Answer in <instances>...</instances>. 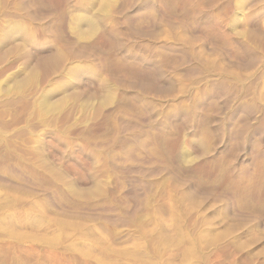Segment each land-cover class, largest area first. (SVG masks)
Returning a JSON list of instances; mask_svg holds the SVG:
<instances>
[{
    "label": "rangeland",
    "instance_id": "obj_1",
    "mask_svg": "<svg viewBox=\"0 0 264 264\" xmlns=\"http://www.w3.org/2000/svg\"><path fill=\"white\" fill-rule=\"evenodd\" d=\"M114 1L116 0H112L114 8H109L106 15L107 25L116 24L117 19L120 26V21L122 23L126 20V26L130 29H136L139 25H151L148 18L150 8L145 5L152 0ZM100 2L101 0H0V179L12 183V186L0 183V264H264V113L252 116L251 108H240L238 95L234 98L232 90L226 91V85L214 86L212 93L204 101L202 98V102L196 103L199 108L192 114V120H184L182 110L194 108L195 99L202 96V88L197 87L196 77L188 72V66L180 63L175 71L168 69L179 57L163 54L160 58L166 66L161 80L165 87L162 92L150 93V98L154 100V113L145 118L147 122L156 121L162 125L154 123L152 127H147L146 124L145 127L138 128L137 130H142L140 133L137 131L136 140L133 139L135 134H132L130 126H125L120 137L133 146L129 158L122 153H109L94 147L93 143H102L103 139H109L113 135L115 121L112 119L115 109L123 107L122 109L139 116L142 110L128 90L115 87L110 96L104 93H108L106 88L111 82L108 75L118 76L124 72L134 74L142 82L152 83L154 80L149 68L143 70L119 64L115 60L116 55L113 57L117 54L116 46L109 36L99 33L86 39L87 41L80 38L78 33L83 23L77 26V19L92 8L97 11ZM192 2L194 0H161L160 5L167 14L186 20L189 15H193L196 2L208 6L206 8L220 18L218 25L204 19L194 23L192 16H189V22L198 33L207 37H204L207 42L215 41L218 46L225 47V44L227 50L232 49V54L238 56L242 65L251 66L253 63L255 68L240 66L238 69L242 67V71L239 72L236 67L232 70L237 75L241 74V77H247V74L248 77L252 74L257 77L254 80V96L264 107V48L255 46V53L247 52L238 44L235 36L236 32L247 33L252 28L264 35V0H196L191 5ZM242 9L243 13L246 12L243 17L239 13ZM28 10L32 14H52L50 34L42 32V25L28 16ZM168 27L161 23L158 28L161 39H168L170 33L169 39L183 35L182 30L170 31ZM231 27L236 30H231ZM125 43L128 44L127 41ZM67 45L71 50L67 49ZM58 48L59 57L56 54L59 52ZM195 48L202 49L197 42ZM136 50L145 56L150 53L140 46ZM82 51L103 57L101 59L104 60L105 68H100L88 59L76 57ZM52 52L57 58L53 56L54 59H47ZM61 54L71 57H61ZM209 55L211 60L217 58L216 62L222 61L216 55ZM239 55L244 59H240ZM205 57L210 58L207 54ZM58 60L60 62L57 65L51 64H56L53 61ZM70 61H74L73 64ZM59 68H62L61 72ZM102 79L104 82L98 90L96 83L102 82ZM21 84L22 87L19 86ZM83 88L90 89L87 91ZM17 90L21 94L17 95ZM100 90L102 95L98 94ZM22 92L30 98L34 96L36 101L30 102L33 99L29 97L25 99ZM90 98L91 101H88ZM50 99L55 101L53 104L62 105L61 108L57 104L54 107L52 101L49 102ZM46 100L49 105L52 104L49 113L41 106ZM10 101L14 103L10 104ZM30 106L34 109H29ZM53 108H56L55 111ZM174 111L180 112L170 117ZM38 123L40 125H36ZM56 131L64 134L65 139L61 142H58L54 134V137H46L48 132ZM147 136L151 141H148L146 149L132 143ZM250 137L252 138L248 139ZM253 137L259 141V148L255 146ZM239 139L246 141L240 144ZM185 151L191 153L192 162L183 161ZM156 157L158 160L153 164ZM53 161L57 163L56 166ZM122 161L125 162L123 166ZM118 164H121L120 169ZM230 165L236 167V174L232 175ZM21 174L25 177L22 178ZM15 175L17 178H14ZM182 177L190 180L189 185H182ZM36 186L48 187L52 198L35 194ZM86 187H89L88 191ZM223 191L228 195L227 198L223 196L222 199V195H218ZM66 206L73 209L72 212ZM60 207L67 210L66 213ZM82 213L84 217L80 215Z\"/></svg>",
    "mask_w": 264,
    "mask_h": 264
},
{
    "label": "bare ground",
    "instance_id": "obj_2",
    "mask_svg": "<svg viewBox=\"0 0 264 264\" xmlns=\"http://www.w3.org/2000/svg\"><path fill=\"white\" fill-rule=\"evenodd\" d=\"M117 1V0H116ZM116 1H114L115 3H116ZM147 1V0H146ZM193 1V0H192ZM197 1H199V0H197ZM142 2H145V1H142ZM189 2H191V1H189ZM196 2V0H194V3ZM22 3V2H21ZM131 4H132V2H130ZM160 3H161V0H152V2L150 3V4H146L145 6L147 7V8H150L149 9V17L148 18H150L149 20H150V22H151V25L150 26H138V27H135L136 29H130V28H128V26H126V20L125 21H123L122 23H121V21H120V23L119 24H121V26L120 25H118L117 23V21H118V19H117V21H115L116 22V24H111V25H107V23H106V19H107V12H108V10H109V8H111V7H113V2H112V0H101V2H100V7L98 8V10L96 11V10H88V13L87 14H85V15H83V16H81V17H79L78 19H77V22H76V25L77 26H79V24L80 23H83V27H81L80 29H79V36H80V38L81 39H91V38H93L94 36H96L97 34H99V33H102V34H104L105 36H109L114 42L113 43H115V46H116V52H117V54H114L113 55V57L116 55V59L115 60H117V62L119 63V64H121V65H125V66H132L133 68H143V70L145 69V68H149V70H151V72H152V75L151 76H153V81H152V83H151V81L150 82H142L141 81V78H137V77H135L134 76V74L132 75V74H127V73H120L118 76H113V75H108V77H109V81H111L110 82V84H109V86H107V92L108 93H106V92H104L106 95H109L110 96V94H113V91H114V89H115V87H121V88H123V89H125V90H128V91H130V93H131V96L133 97V99L137 102V103H139L140 104V106H141V114H140V116L138 115V114H134V113H132V112H130V111H128V110H126V109H122V108H120V107H118L117 109H115L116 111L114 112V114H113V116H114V118L112 119V121L114 120L115 121V127H114V125L112 126V128L114 127L115 128V130H114V128H113V130L114 131H112V132H114L113 133V135H111V137L109 138V139H100V140H102L103 142L101 143V142H95V143H93V145H94V147L95 148H97L98 150H102V151H109V153L110 152H117L118 154H124L125 156H129V155H131V153H132V147L133 146H131L130 145V143H128L127 142V140L125 139H122L121 137H120V133H121V131L123 130V129H125V126H127V127H129L130 126V128L129 129H132L133 130V132H135V133H133L132 132V134H135L133 137V139L134 140H136L137 139V135H136V133H138L137 131H139V130H137L138 128L140 129V127L141 128H143V127H145V125L147 124V127H152V126H154L155 124L154 123H156V121H149V122H147L148 120H146L145 118H147L146 116H150L152 113H154V108H153V105H152V102L154 101V100H152V98H150V93H152L153 91H158V92H160L161 90H162V88L164 89V87H163V85H162V80H161V78L163 77V72H164V67L166 66H164V61H162V58H160V56L161 55H171V56H174V57H179V59L177 60V61H173V63L170 65V67L168 68V69H172V70H174L176 67H178L179 65H180V63H182V64H184V65H186V66H188L187 67V69H188V72L189 73H191V75H194L195 77H196V85H197V87H199V89L200 88H202V89H200V90H202V96H201V98H196L195 99V106H194V108L192 109H187V110H182V113H181V115H182V118L184 119V120H187V121H190V120H192L191 119V117H192V114L194 113V112H196V110L199 108L198 106H196L197 104L196 103H200V102H202V100L204 101L208 96H209V94L210 93H212V91H213V88H214V86H216L217 84H220V85H226V87L227 88H225L226 89V91H227V89L228 90H232V92H233V94H235V95H233L234 96V98L235 97H237V95H238V99H239V101H238V103H240L239 104V107L240 108H251V110H252V112H251V114H252V116H256V114H260V113H264V107L263 106H261L257 101H256V95H255V89H256V87H255V83L256 82H254V80H255V78L257 79V77H255L253 74V76L251 75V74H249V75H251L250 77H248V74L247 75H245V76H247V77H241V74H239V75H237L236 74V72H234L233 70H232V68H234V70H235V67L237 68V70H239L238 68L240 67V66H246L245 64L244 65H242L241 63H240V61L241 60H239L238 59V56H235L236 54L234 53V54H232V52H231V50H227L225 47H226V45L224 44V46L225 47H223V46H218V45H216V43H215V41H213V42H207V39H205V38H207V37H205V35H204V37L200 34V33H198V30L197 29H194L193 27L194 26H192L193 24H191L190 22H189V19L191 18H189V16H192V19L191 20H193V22L194 23H197L199 20H202V19H204V20H209V22L210 23H212L213 25H218V23L220 22L219 20H220V18H219V20H218V18H217V15L215 16V14L211 11V10H208V8H206V7H208V6H202L203 4H200L199 2L197 3H193L192 2V4L191 5H193L194 4V10L192 11L193 12V15H189L188 16V20H186V19H181L180 17L179 18H177V17H174L173 15H171V14H167V12H165V11H163L162 10V6L160 5ZM27 5V4H26ZM90 5V4H89ZM112 5V6H111ZM129 5V4H128ZM30 6V5H29ZM26 7H28V6H26ZM32 7V6H31ZM95 8H96V6H94ZM191 7V6H190ZM238 7V6H237ZM30 8V7H29ZM28 8V9H29ZM114 8V7H113ZM112 8V9H113ZM210 8V7H209ZM243 8V7H242ZM24 9H26V8H24ZM100 9V10H99ZM123 9H126V8H123ZM122 8H121V10H123ZM193 9V8H192ZM211 9V8H210ZM30 10V9H29ZM28 10V16L32 19V20H34L35 22H37V24L38 25H42L41 26V28H42V32L43 33H49L50 34V32H51V30H50V19H53L50 15H52V14H49V13H43V14H38V12L37 13H30V11ZM36 10V9H35ZM213 10V9H212ZM25 11V10H24ZM113 11V10H112ZM120 11V10H119ZM127 11V10H126ZM125 11V12H126ZM240 11H241V9H240ZM243 11H244V9H242V12H239L240 13V15L243 17V15H244V13H246V12H244L243 13ZM32 12V11H31ZM34 12H36V11H34ZM121 12V11H120ZM122 13V12H121ZM38 14V15H37ZM237 14V13H236ZM110 15V14H109ZM117 16V15H116ZM122 16V15H121ZM173 16V17H172ZM176 16H178V15H176ZM235 16V15H234ZM237 16V15H236ZM245 16H246V14H245ZM119 17V16H118ZM187 17V16H186ZM242 17H241V19H242ZM251 17V16H250ZM182 18H185V17H182ZM126 19V18H125ZM243 21V20H242ZM247 21H248V19H247ZM111 22V21H110ZM128 22V21H127ZM129 23V22H128ZM161 23H164V24H167L169 27V30L170 31H172L171 29H180V30H182L183 31V35H181V36H174L172 39H169V38H171V34L172 33H170V37L167 39H165V37H163V39H161L160 37H159V35H161L160 33H159V31L158 30H160V29H158L159 27H160V25H161ZM201 23V22H200ZM247 23V22H246ZM251 23V22H250ZM131 24V23H130ZM107 25V26H106ZM122 25H125V26H122ZM133 25V24H132ZM199 25V24H198ZM197 25V26H198ZM77 26H76V28H77ZM164 26H166V25H164ZM252 26H254L253 24H252ZM131 27V26H130ZM196 27V26H195ZM247 28H249V27H247ZM250 29V28H249ZM254 28H252L251 30H249L247 33H244V32H236V37L238 38V44H240V46H243L245 49H246V51L247 52H250V53H255L253 50H254V47L256 46H260V47H263L264 48V35H262L261 34V32L260 33H258L256 30H253ZM231 30H236V28L235 27H231ZM230 30V31H231ZM238 30V29H237ZM78 31V30H77ZM124 31V32H123ZM169 31V32H170ZM239 31V30H238ZM201 32V31H200ZM246 32V31H245ZM202 33V32H201ZM179 34V33H178ZM264 34V33H263ZM176 35V34H175ZM46 36V35H45ZM235 37V38H236ZM47 38V37H46ZM78 41H80V40H78ZM87 41V40H86ZM85 41V42H86ZM125 41H127L128 42V44H126L125 43ZM209 41V40H208ZM200 43V46L202 47V49H200V50H197L196 48H195V43ZM80 44V43H79ZM237 44V45H238ZM63 46H64V44H62ZM69 45H72V44H69ZM81 45V44H80ZM235 45L236 44H234V47H235ZM127 46V47H126ZM138 46H140V47H143V48H145L148 52H150L149 53V55L148 56H145V55H141V54H139L138 52H137V50H136V47H138ZM67 47V49H69V50H71L70 48V46H66ZM78 47H79V45H78ZM78 47H77V49H78ZM63 48V47H62ZM65 48V47H64ZM199 48V47H198ZM228 48V47H227ZM59 49V48H58ZM60 49H61V47H60ZM60 49L59 50H57V51H59V52H56V51H54V52H56V54H57V56H58V53H60ZM241 49V48H240ZM240 49H238L239 50V52H240ZM261 49V48H260ZM84 50V49H83ZM115 50V49H114ZM242 50V49H241ZM256 50H257V48H256ZM62 51L63 50H61V53H62ZM67 51V50H66ZM89 51V50H88ZM262 51V50H261ZM71 52V51H70ZM74 52V51H73ZM97 52V51H96ZM235 52H236V50H235ZM242 52V51H241ZM264 52V51H263ZM64 53H65V51H64ZM67 53V52H66ZM111 53H114V52H111ZM50 53H48V55H49ZM51 54H52V56H51ZM49 56H47V59H49L50 57H51V59L53 58V56L54 55H56L55 53H54V55H53V52L51 53ZM68 55H70L69 53H67ZM206 54H207V56H209L210 58H206L205 56H206ZM209 54H211V55H216V56H218V58H221V62H220V60H219V63L218 62H216L215 61V59H217V58H213L214 60H211V56L209 55ZM264 54V53H263ZM68 55H67V57H65L66 56V54H64V55H62L61 54V57H65V58H70L71 56H69L68 57ZM75 55V54H74ZM77 56L76 57H81L82 59L83 58H85V59H88L90 62H92V63H95L97 66H99L100 68L102 67L103 68V64H104V60L103 59H101V58H103V57H98V56H96L93 52H79L78 54H76ZM102 55V54H101ZM112 55V54H111ZM238 55V54H237ZM57 56H54V58H57ZM73 56V55H72ZM100 56V55H99ZM103 56V55H102ZM240 56V55H239ZM251 56V55H250ZM59 57V56H58ZM252 57H254L253 55H252ZM44 58V57H43ZM43 58L41 59V60H43ZM46 58V57H45ZM44 58V59H45ZM53 58V59H54ZM115 58V57H114ZM60 59H62V58H60ZM240 59H244V58H241V56H240ZM246 59V58H245ZM250 59V58H249ZM37 60V59H36ZM64 60V59H63ZM66 60V59H65ZM78 60V59H77ZM257 60V59H256ZM258 60H260V59H258ZM44 61V60H43ZM47 61H50V60H47ZM76 61V60H75ZM106 61V60H105ZM181 61V62H180ZM246 62H248L247 60H245ZM244 61V62H245ZM37 62V61H36ZM40 61H38V63H39ZM42 62V61H41ZM54 63H56V64H53V63H51L52 65H57V63L58 62H60L59 60L58 61H53ZM67 61H65V63H66ZM71 62V61H70ZM72 62H74V61H72ZM71 62V63H72ZM84 62V61H83ZM249 62H250V60H249ZM248 62V63H249ZM262 62H264L263 61V59H262ZM43 63V62H42ZM69 63V62H68ZM86 63H88V62H86ZM171 63V62H170ZM257 63V62H256ZM35 64V63H34ZM47 64V63H46ZM73 64V63H72ZM75 64V63H74ZM253 64V63H252ZM252 64H251V66H250V64H249V66L250 67H254V66H252ZM259 64H261L260 62H259ZM264 64V63H263ZM36 65V64H35ZM39 65H40V63H39ZM38 65V66H39ZM43 65V64H42ZM92 65V64H91ZM120 65V66H121ZM105 66V65H104ZM185 66V67H186ZM249 66H246V67H249ZM261 66H263L262 64H261ZM260 66V67H261ZM43 67V66H42ZM47 67V66H46ZM50 67H52V66H50ZM54 68V67H53ZM99 68V69H100ZM105 68V67H104ZM103 68V69H104ZM255 68V67H254ZM253 68V69H254ZM42 69V68H41ZM47 69V68H46ZM60 69V72H61V69L62 68H59ZM70 69V68H69ZM179 69V68H178ZM177 69V70H178ZM245 68L243 67V70H244ZM63 70H64V67H63ZM66 70V69H65ZM64 70V71H65ZM176 70V71H177ZM246 70V69H245ZM52 71V70H51ZM68 71V70H67ZM104 71V70H103ZM147 71V70H146ZM171 70H169V72H170ZM175 71V70H174ZM240 71H242V67L240 68V70H239V72ZM59 72V73H60ZM121 72V71H120ZM238 72V73H239ZM65 72H63V74H64ZM66 73H68V72H66ZM65 73V74H66ZM103 73V72H102ZM130 73H132V72H130ZM242 73V72H241ZM250 73H252V72H250ZM105 74V73H104ZM148 74H149V72H148ZM148 74H147V76H148ZM171 74V73H170ZM173 74V73H172ZM187 74V73H186ZM243 75L245 74V73H242ZM70 75V74H69ZM167 75V74H166ZM242 75V76H243ZM102 76H104V75H102ZM188 76V75H187ZM78 77V76H77ZM149 77V76H148ZM189 77V76H188ZM191 77V76H190ZM189 77V78H190ZM193 77V76H192ZM70 78V77H69ZM74 78V77H73ZM83 78V77H82ZM144 78V77H143ZM150 78V77H149ZM105 79V78H104ZM108 79V78H107ZM140 79V80H139ZM146 79V78H145ZM152 79V78H151ZM150 79V80H151ZM192 79V78H191ZM74 80V79H73ZM103 80V79H102ZM94 82V81H93ZM104 82V80L102 81V82H100V81H97V89L99 90L100 89V87H101V84ZM107 83V82H106ZM87 85H88V83H87ZM190 85V84H189ZM19 86H23L22 84L21 85H19ZM194 86V85H193ZM20 87V88H21ZM85 87H87L86 85H85ZM90 87V86H89ZM93 87V86H92ZM190 87H192V86H190ZM258 87V86H257ZM167 88V87H166ZM23 89V88H22ZM84 89H86V88H83V90ZM89 89L90 88H88V89H86L87 91H89ZM93 89V88H92ZM91 89V90H92ZM95 89V88H94ZM184 89V88H183ZM258 89V88H257ZM90 90V91H91ZM16 91V90H15ZM41 91V90H40ZM77 91H79V89L77 90ZM80 91H82V90H80ZM95 91V90H94ZM93 91V92H94ZM197 91V90H196ZM262 91V90H261ZM12 92H13V90H12ZM25 92V91H24ZM39 92V91H38ZM48 92V91H47ZM93 92H90V93H93ZM100 93H98V94H101V90L99 91ZM103 92V91H102ZM162 92V91H161ZM188 92V91H187ZM229 92V91H228ZM231 92V91H230ZM231 92V93H232ZM18 93H20L18 90H17V95H18ZM23 93V92H22ZM25 93H27V92H25ZM35 93V92H34ZM37 93V92H36ZM46 93V92H45ZM95 93H97L96 91H95ZM154 93V92H153ZM200 93V92H199ZM21 94V93H20ZM19 94V95H20ZM39 94H40V92H39ZM94 94V93H93ZM184 94V93H183ZM12 95H14V93L13 94H11V97H12ZM16 95V94H15ZM23 95H24V93H23ZM22 95V96H23ZM26 95V94H25ZM24 95V97H25V99H27L26 97H29V96H25ZM28 95V94H27ZM37 95H38V93H37ZM97 95V94H96ZM102 95V94H101ZM193 95V94H192ZM232 95V94H231ZM255 95V96H254ZM258 95V94H257ZM30 96H33V95H30ZM39 96V95H38ZM89 96H91L90 94H89ZM95 96V95H94ZM181 96V95H180ZM188 96V95H187ZM199 96V95H198ZM14 97V96H13ZM37 97V96H36ZM63 97V96H62ZM6 98H7V96H6ZM16 98V97H15ZM30 98V97H29ZM33 99L32 101L30 100V99ZM29 100H30V102H33V101H36V100H34V96L33 97H31ZM63 98H65V97H63ZM62 98V99H63ZM84 98V97H83ZM86 98V97H85ZM93 98V97H92ZM187 98V97H186ZM203 98V99H202ZM232 98V97H231ZM11 99V98H10ZM19 99V98H18ZM36 99V98H35ZM67 99H68V97H67ZM89 99V98H88ZM109 99V98H108ZM175 99V98H174ZM183 99V98H182ZM202 99V100H201ZM237 99V100H238ZM15 100V99H14ZM24 100V99H23ZM28 100V101H29ZM40 100V99H39ZM65 100V99H64ZM105 100H107V98L105 99ZM177 100V99H176ZM185 100V99H184ZM226 100H227V98H226ZM232 100V99H231ZM235 100V99H234ZM258 100H259V98H258ZM12 101V100H11ZM10 101V102H11ZM16 101V100H15ZM50 101H52V99H50L49 100V102ZM88 101H91V98H90V100H88ZM188 101H189V98H188ZM229 102H230V98H229V100H228ZM3 102V101H2ZM18 102V101H17ZM19 102H21V101H19ZM37 102H39V101H37ZM36 102V103H37ZM53 102H55V101H52L51 103L53 104ZM57 102V101H56ZM64 102H66L67 103V101H64ZM105 102V101H104ZM178 102V101H177ZM176 102V103H177ZM179 102H180V100H179ZM181 102H182V100H181ZM190 102V101H189ZM210 102H211V100H210ZM233 102H235V101H233ZM1 103V102H0ZM14 103V102H13ZM12 102L10 103V104H13ZM16 103V102H15ZM25 103V102H24ZM26 103H27V101H26ZM93 103V102H92ZM154 103V102H153ZM9 104V105H10ZM18 104H20V103H17V105ZM34 104H35V102H34ZM51 104V105H52ZM58 105V106H60V104L59 103H54L53 105H54V107H55V105ZM61 104H63V102L61 103ZM65 104V103H64ZM84 104V103H83ZM90 103H88V105H89ZM106 104V103H105ZM104 103H103V105H105ZM111 104V103H110ZM236 104V103H235ZM5 105H6V101H5ZM8 105V104H7ZM16 105V104H15ZM16 105V106H17ZM21 105V104H20ZM26 105V104H25ZM25 105H23V106H25ZM32 105V104H31ZM51 105H49V103L47 102V100L46 101H43V104L41 105L42 106V109L44 108V110L46 111V112H50L51 110H52V107H51ZM92 105V104H91ZM175 105H177V104H175ZM179 105V104H178ZM2 106H4V104L2 105ZM15 106V107H16ZM27 106H29V105H27ZM33 106V105H32ZM36 106H39V105H37L36 104ZM62 106V105H61ZM61 106H60V108H61ZM65 106V105H64ZM82 106V105H81ZM86 106V105H85ZM90 106V105H89ZM107 106V105H106ZM237 106V108H239L238 107V105H236ZM235 106V107H236ZM6 107V106H5ZM11 106H9V108H10ZM15 107H12V108H15ZM26 107V106H25ZM66 107V106H65ZM64 107V108H65ZM92 107V106H91ZM218 107V106H217ZM231 107V106H230ZM233 107V106H232ZM30 108H33V107H29V109ZM59 108V107H58ZM128 108V107H127ZM188 108H189V106H188ZM220 108V107H219ZM3 108H1V110H2ZM16 109V108H15ZM15 109H13V110H15ZM34 109V108H33ZM32 109V110H33ZM39 109H41L40 107H39ZM56 109V108H55ZM55 109L53 108V111H55ZM129 109V108H128ZM157 109V108H156ZM155 109V110H156ZM218 109V108H217ZM8 110V109H7ZM9 110H12V109H9ZM12 110V111H13ZM36 110V109H35ZM35 110H34V112H35ZM61 110V109H60ZM172 110V109H171ZM37 111V110H36ZM57 111H58V109H57ZM161 111V110H160ZM231 111V110H230ZM233 111V110H232ZM236 111V110H235ZM9 112V111H8ZM62 112H63V110H62ZM180 111H174L171 115H170V117H172V116H176L178 113H179ZM225 112V111H224ZM0 113H1V111H0ZM3 114H4V110H3V112H2ZM11 113V112H10ZM9 113V114H10ZM43 113V112H42ZM150 113V114H149ZM213 113H215L216 114V112H213ZM35 114V113H34ZM33 114V115H34ZM79 114H81V113H79ZM235 114V113H234ZM7 115V114H6ZM13 115H14V113H13ZM40 115V113L38 112V115L37 116H39ZM41 115H43V114H41ZM53 115H55V114H53ZM217 115V114H216ZM10 116V115H9ZM8 116V117H9ZM46 116V115H45ZM44 116V117H45ZM50 116V115H49ZM155 116V115H154ZM251 115H250V117H252ZM5 117V116H4ZM42 117V116H41ZM43 117V118H44ZM199 117V116H198ZM47 118V117H46ZM153 118V117H152ZM259 118V117H258ZM49 119V118H48ZM226 119V118H225ZM253 119V118H252ZM255 119H257L256 117H255ZM262 119V118H261ZM260 119V120H261ZM58 120H59V118H58ZM62 120V119H61ZM60 120V121H61ZM146 120V121H145ZM168 121V120H167ZM255 121V120H254ZM263 121H264V119H263ZM48 122V121H47ZM62 123L64 122V121H61ZM159 122V121H158ZM213 122H215V121H213ZM219 122V121H218ZM217 121H216V123H218ZM246 122V121H245ZM253 122V121H252ZM261 122H262V120H261ZM261 122H260V124H261ZM49 123V122H48ZM65 123V122H64ZM67 123V122H66ZM65 123V124H66ZM194 123V122H193ZM221 123V122H220ZM224 123V122H223ZM45 124H46V122H45ZM60 124V123H59ZM64 124V125H65ZM156 124H158V123H156ZM195 124V123H194ZM215 124V123H214ZM219 124V123H218ZM254 124V123H253ZM258 124V123H257ZM36 125H40V123H38V124H36ZM42 125V124H41ZM44 125V124H43ZM42 125V126H43ZM50 125H51V122H50ZM63 125V126H64ZM67 125H68V123H67ZM159 125H162V124H158L157 126H159ZM223 125V124H222ZM32 126H34V125H32ZM42 126L40 127V128H42ZM49 126V125H48ZM48 126H47V128H48ZM52 126V125H51ZM58 126V124L55 126V127H57ZM59 126H61L62 127V125H59ZM73 126V125H72ZM132 126V127H131ZM216 126V125H215ZM219 126V125H218ZM253 126V125H252ZM263 126H264V124H263ZM38 127V128H39ZM45 127V126H44ZM43 127V128H44ZM69 127V126H68ZM211 127H213V126H211ZM224 127V126H223ZM243 127H244V125H243ZM248 128H249V126H247ZM256 127V126H255ZM46 128V127H45ZM52 128H53V126H52ZM58 128H60V127H58ZM73 128V127H72ZM72 128H69V129H72ZM235 128H238V127H235ZM36 129V128H35ZM57 129V128H56ZM62 129V128H61ZM64 130L66 129L65 127L63 128ZM68 129V128H67ZM74 129V128H73ZM129 129H126V130H129ZM153 129V128H152ZM151 129V130H152ZM210 129H212V128H210ZM240 129V126H239V128H238V130ZM246 129V128H245ZM34 129H32V131H33ZM37 130V129H36ZM50 130V129H49ZM55 130V129H54ZM57 130H59V129H57ZM63 130V131H64ZM110 130H112V129H110ZM142 130V129H141ZM140 130V131H141ZM214 129H212V131H213ZM233 130H234V128H233ZM248 130H250V129H248ZM247 130V131H248ZM252 130V129H251ZM39 131H41V130H39ZM66 131V130H65ZM73 131V130H72ZM129 131H131V130H129ZM140 131H139V133H140ZM146 131V130H145ZM158 131V130H157ZM215 131V130H214ZM237 131V130H236ZM247 131H246V133H247ZM37 132V131H36ZM67 132H69V130L67 131ZM67 132H65V133H67ZM111 132V133H112ZM125 132V131H124ZM149 132V131H148ZM147 132V133H148ZM248 132H250V131H248ZM70 133V132H69ZM74 134H75V132H73ZM72 133V134H73ZM107 133V132H106ZM110 133V132H109ZM110 133V134H111ZM122 133H123V131H122ZM142 133H143V131H142ZM145 133V132H144ZM143 133V134H144ZM192 133V132H191ZM53 134L55 135V137L58 139V142H61L62 140H64L65 138H64V134L63 135H61L62 134V132L61 133H59V132H55V133H52V132H48L47 134H46V137L47 136H53ZM68 134V133H67ZM66 134V135H67ZM77 134V133H76ZM37 135V134H36ZM79 135H80V133H79ZM145 135H146V133H145ZM69 136V135H68ZM76 136V135H75ZM151 136V135H150ZM54 137V136H53ZM63 137V138H62ZM77 137V136H76ZM108 137H109V134H108ZM36 138V137H35ZM40 138V137H39ZM82 138V137H81ZM84 138V137H83ZM87 138H88V136H87ZM94 138V137H93ZM96 138V137H95ZM99 138H101V137H99ZM102 138H105L104 136L102 137ZM107 138V137H106ZM252 137H250V138H248V139H251ZM254 138V137H253ZM258 138V137H257ZM41 139V138H40ZM44 139V138H43ZM70 139V138H69ZM89 139H90V137H89ZM98 139V138H97ZM42 140V139H41ZM78 140V139H77ZM76 140V142L78 143V141ZM94 141H95V139H93ZM93 140H92V142H93ZM99 140V139H98ZM156 140V139H155ZM50 141V140H49ZM52 141V140H51ZM50 141V142H51ZM72 141V140H71ZM73 141H75V140H73ZM82 141V140H81ZM85 141V140H84ZM90 141V140H89ZM148 141H151V140H149V137L147 136L145 139L143 138L142 140H139L138 139V141H137V143L135 142V141H132V143L134 142V144H135V146H138V147H142L143 149L145 148V146L147 145V144H149V142ZM246 141V140H245ZM244 140H240L239 139V143L240 144H242V143H244L245 142ZM131 142V141H130ZM52 143V142H51ZM54 143V142H53ZM82 143V142H81ZM155 143H156V141H155ZM187 143V142H186ZM259 143V141L256 139V138H254V144H255V146L257 147L258 144ZM74 144H76V143H74ZM84 144V143H83ZM88 144V143H87ZM133 144V145H134ZM56 145V144H55ZM89 145V144H88ZM260 145V144H259ZM58 146V145H57ZM73 146V145H72ZM75 146V145H74ZM153 146V145H152ZM152 146H150V147H152ZM219 146V145H218ZM52 147V146H51ZM59 147V146H58ZM89 147H90V145H89ZM149 147V146H148ZM149 147V148H150ZM157 148H158V146H156ZM189 147V146H188ZM191 147H192V145H191ZM60 148V147H59ZM62 148V147H61ZM76 148V147H75ZM88 148V147H87ZM216 148H217V145H216ZM258 148H259V146H258ZM42 149V148H41ZM65 149V148H64ZM63 149V150H64ZM146 149V148H145ZM154 149V148H153ZM148 150V149H147ZM146 150V151H147ZM155 150H156V148H155ZM154 150V151H155ZM189 150V149H188ZM256 150H258V149H256ZM52 151V150H51ZM68 151V150H67ZM95 151V150H94ZM214 151V150H213ZM73 152V151H72ZM155 152H157V151H155ZM64 153V152H63ZM98 153V152H97ZM253 153H255V152H253ZM71 154H73V153H71ZM79 154V153H78ZM146 154H148V153H146ZM48 155V154H47ZM149 155V154H148ZM58 156V155H57ZM82 156V155H81ZM84 156V155H83ZM102 156V155H101ZM135 156V155H134ZM133 156V157H134ZM150 156V155H149ZM54 157V156H53ZM158 157V156H157ZM156 157V158H157ZM160 157V156H159ZM65 158H67V157H65ZM86 158V157H85ZM129 158V157H128ZM152 158V157H151ZM60 159V158H59ZM82 159V158H81ZM97 159V158H96ZM123 159V158H122ZM121 159V160H122ZM125 159V158H124ZM134 159V158H133ZM154 159H155V157H154ZM184 159V160H183ZM182 160L185 162V161H187V162H192V160H193V157H192V155H191V153L189 152V151H185L184 152V158H183ZM53 160V159H52ZM128 160V159H127ZM130 160V159H129ZM152 161H153V159H151ZM157 160H158V158L156 159V161L154 160L153 161V164H156V162H157ZM159 160H161V159H159ZM51 161V160H50ZM65 161V160H64ZM124 161V160H123ZM122 161V166H123V163L125 164V162H123ZM162 161H164L163 159H162ZM162 161H161V163H162ZM63 162V161H62ZM91 162V161H90ZM113 162V161H112ZM155 162V163H154ZM160 162V161H159ZM4 163V162H3ZM5 163H7V162H5ZM53 163H54V161H53ZM72 163H74V162H72ZM71 163V164H72ZM115 163V162H114ZM127 163H129V161L128 162H126V165H127ZM160 163V165H162V166H164L163 164H161ZM230 163H232L231 161H230ZM55 164H57L56 162L54 163V165ZM59 164V163H58ZM65 164V163H64ZM78 164V163H77ZM1 163H0V169L2 168L1 167ZM7 165H8V163H7ZM7 165H5L4 167H6ZM35 165V164H34ZM46 165V164H45ZM59 165H61V163L59 164ZM63 165V164H62ZM68 165H69V163H68ZM105 165V164H104ZM116 165V164H115ZM120 165L121 164H118L117 165V167H119V169L121 168L120 167ZM168 165V164H167ZM170 165V164H169ZM11 166V165H10ZM9 166V167H10ZM36 166V165H35ZM56 166V165H55ZM58 166V165H57ZM89 166H90V164H89ZM152 166V165H151ZM166 166V165H165ZM171 166V165H170ZM231 166V165H230ZM13 167V166H12ZM70 167V166H69ZM81 167V166H80ZM91 167V166H90ZM116 167V166H115ZM232 167V166H231ZM230 167V168H231ZM7 168V167H6ZM14 168V167H13ZM55 168V167H54ZM65 168V167H64ZM78 168V167H77ZM164 168V167H163ZM172 168V167H171ZM36 169V168H35ZM40 169V168H39ZM62 169V168H61ZM71 169V168H70ZM80 169V168H79ZM118 169V168H117ZM5 170V169H4ZM11 170H12V168H11ZM14 170V169H13ZM42 170V169H41ZM72 170V169H71ZM70 170V171H71ZM92 170V169H91ZM164 170V169H163ZM170 170V169H169ZM2 171H3V169H2ZM17 171V170H16ZM74 171V170H73ZM75 171H76V169H75ZM78 171V170H77ZM118 171V170H117ZM166 171H167V169H166ZM172 171V170H171ZM7 172V171H6ZM6 172H3V173H6ZM36 172V171H35ZM50 172V171H49ZM121 172V171H120ZM173 172H175L174 170H173ZM172 172V174H175V173H173ZM2 173V172H1ZM9 173H11V171L9 172ZM15 173H17V172H15ZM14 173V174H15ZM19 173V172H18ZM40 173V172H39ZM65 173H67V172H65ZM36 174V173H35ZM76 174V173H75ZM233 174H236V167H232V175ZM13 175V174H12ZM17 175V174H16ZM15 175V176H16ZM40 175H41V173H40ZM54 175V174H53ZM177 175V174H176ZM21 176H22V174H21ZM20 176V177H21ZM24 176V175H23ZM23 176H22V178H23ZM38 176V175H37ZM36 176V177H37ZM50 176V175H49ZM54 176H56V175H54ZM74 176V175H73ZM77 176V175H76ZM82 176V175H81ZM85 176V175H84ZM9 177H11V176H9ZM14 177V176H13ZM19 177V178H20ZM25 177V176H24ZM47 177V176H46ZM59 177V176H58ZM78 178H79V176H77ZM86 177V176H85ZM174 177H176V176H174ZM179 177V176H178ZM187 177V176H186ZM14 178H17V176L16 177H14ZM28 178V177H27ZM55 178V177H54ZM183 178V177H182ZM8 179V178H7ZM35 179V178H34ZM34 179H32V181L34 180ZM39 179V178H38ZM37 179V180H38ZM41 179V178H40ZM62 179V178H61ZM80 179V178H79ZM178 180H180L179 178H177ZM195 179V178H194ZM18 180H20V179H18ZM17 180V182H20V181H18ZM21 180H23V179H21ZM49 180V179H48ZM177 180V181H178ZM12 181H13V178H12ZM25 180H23V182H24ZM31 181V180H30ZM52 181V180H51ZM77 181V180H76ZM182 181H184L183 183L184 184H182V185H185V184H188L189 185V183H190V180L189 179H184L183 178V180ZM194 181V180H193ZM14 182V181H13ZM16 182V181H15ZM22 182V183H23ZM44 182V181H43ZM58 182V181H57ZM86 182H88L87 180H86ZM0 183H3V185H11L12 183L10 182H8V181H6V180H1L0 179ZM21 183V182H20ZM61 183H62V180H61ZM70 183V182H69ZM76 183H78V182H76ZM89 183V182H88ZM33 184V183H32ZM37 185H38V183H36ZM66 184V183H65ZM64 184V185H65ZM192 184H193V182H192ZM2 185V184H1ZM30 185V184H29ZM50 185V184H49ZM48 185V186H49ZM78 185V184H77ZM178 185V184H177ZM12 186V185H11ZM70 186V185H69ZM176 186V185H175ZM186 186V185H185ZM79 187H81V186H79ZM69 188H71V187H69ZM78 188V187H77ZM81 188H83V187H81ZM178 188V187H177ZM180 189H181V187H179ZM51 189V188H50ZM79 189V188H78ZM86 189H87V191L89 190V187L87 188L86 187ZM85 189V190H86ZM31 190V189H30ZM56 190V189H55ZM83 190V189H82ZM84 190V191H85ZM91 190V189H90ZM120 190H121V188H120ZM123 190V189H122ZM54 191V190H53ZM52 191V192H53ZM86 191V192H87ZM176 191V190H175ZM35 194H38V196H39V194H44L45 195V197H48V199L49 198H52V193H51V191L49 190V188L48 187H45V188H42V187H40V186H36L35 187ZM55 192V191H54ZM78 192H79V190H78ZM80 192H81V190H80ZM178 192V191H177ZM206 192H207V190H206ZM74 193V192H73ZM83 193V192H82ZM212 193H213V191H212ZM226 193V192H225ZM225 193H224V191L223 192H220L219 194L218 193H216V196L219 198V196H221L222 195V199H224L223 198V196L225 197V198H227L226 196H228V195H225ZM203 194H205V193H203ZM219 196H218V195ZM228 194V193H227ZM79 195V194H78ZM87 195V194H86ZM90 196V195H89ZM208 196V195H207ZM210 196V195H209ZM215 196V197H216ZM56 197V196H55ZM57 199V198H56ZM57 202H59V201H57ZM56 202V203H57ZM146 202V201H145ZM169 202V201H168ZM52 203V202H51ZM55 203V202H54ZM171 203V202H170ZM169 203V204H170ZM59 203H57V205H58ZM168 204V205H169ZM54 206V205H53ZM61 206V205H60ZM55 207V206H54ZM67 207V206H66ZM61 208V207H60ZM68 208V207H67ZM59 209V208H58ZM62 210L61 211H63V213H66V211L67 210H65L64 208H61ZM103 209H105V208H103ZM107 209V208H106ZM71 210H73V209H71ZM69 208H68V211L70 212L71 211ZM74 210H76V209H74ZM78 210H80V208L78 209ZM102 210V209H101ZM108 210V209H107ZM60 211V210H59ZM77 211V210H76ZM75 211V212H76ZM83 211V210H82ZM98 211H100V210H98ZM72 212V211H71ZM78 212V211H77ZM103 212V211H102ZM73 213H74V211H73ZM88 214H90L91 215V213H88ZM69 215V214H68ZM72 215V214H71ZM82 217H84L85 215L82 213V214H80ZM84 215V216H83ZM89 215V216H90ZM72 216H74V214L72 215ZM77 216H79V214L77 215ZM76 216V217H77ZM81 216H79V217H81ZM92 216V215H91ZM251 216V215H250ZM69 217V216H68ZM93 217V216H92ZM179 226V225H178ZM189 227V226H188ZM171 228V227H170ZM191 230V229H190ZM173 232V231H172ZM175 232V231H174ZM171 233V232H170ZM168 235V234H167Z\"/></svg>",
    "mask_w": 264,
    "mask_h": 264
}]
</instances>
